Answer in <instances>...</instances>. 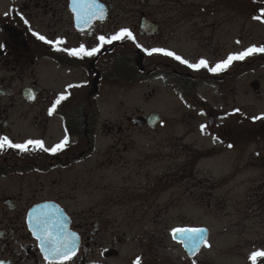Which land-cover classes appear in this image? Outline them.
I'll return each mask as SVG.
<instances>
[{
	"label": "flooded vegetation",
	"instance_id": "1",
	"mask_svg": "<svg viewBox=\"0 0 264 264\" xmlns=\"http://www.w3.org/2000/svg\"><path fill=\"white\" fill-rule=\"evenodd\" d=\"M99 3L105 9L104 18L93 19L89 24L78 27L72 0H0V137L7 136L18 144L30 139L42 140L48 149L61 143L65 137L69 140L66 147L55 153L38 148L26 152L16 148L0 150V264H49L29 224V216L40 212L56 216L63 221L68 232L78 237L75 254L65 264H115L110 260L120 255L121 247L128 242L136 243L135 231L131 236L128 230L119 234L117 217L96 210V206L104 200H101V194L109 186L104 183L106 174L103 171H107L104 166L113 163V155L129 148L127 144L121 145L122 142H129L127 139L130 136L123 135L126 129L133 126L155 129L164 120L159 114L160 118L154 126L147 119L137 123L139 117H148L149 113L137 117L127 115L125 124L104 123L109 139L102 147V85L106 79L110 82L117 79L119 47H136L132 50L136 55L133 58L135 64L130 62L137 70L134 77L143 81L159 76L165 84L170 83L173 77V86L182 89L181 100L190 108L208 102L206 95L200 92L203 87L213 86L215 93L220 95L223 87L243 75L241 70L246 63H264V52H256L243 60H234L222 71L209 72L207 69L190 68L174 57L156 53L148 55L144 51L155 48L149 46L158 37L165 38L164 30L181 29L183 26L191 31L190 40L196 45L199 39L208 45L220 40H226L223 44H227L231 31L251 30L247 27L248 21H254L259 29L264 30V19L254 18L264 9V0H206L203 4L198 0H99ZM230 12L234 16H230ZM236 17L237 23L233 22ZM125 28L131 30L135 40L113 41L103 45L95 55L82 58L62 50L80 45L88 49L97 47L99 36L109 37ZM35 33L48 40L63 39L65 43H46ZM140 36L150 37L143 40L148 47L140 42ZM240 40L238 32L234 42L240 43ZM259 44L253 46L264 47V41ZM156 48L173 51L192 64L201 59L207 60L210 67L225 61L229 55L240 53L228 51L215 59V64L211 66L214 60L204 52L196 54L194 51V57L188 59L186 53L162 46ZM194 50H197L196 46ZM140 58L143 69H139ZM156 58L159 61L151 68L154 65L151 60ZM41 62L49 63L45 75L48 86H43L39 77ZM157 67V75L153 76ZM255 83L258 87L253 85ZM250 85L257 93L260 92L258 79L250 81ZM62 94L67 99L61 101L50 114L54 102ZM242 110L240 106L227 108L221 114L224 119L222 127L227 125V128L222 134H216L207 127L213 126L217 118L213 108H209L207 121L199 124L201 134H213L214 142H222L228 149H234L236 141L233 134L239 135L244 124ZM205 112L203 109V116ZM233 121L236 128L231 129L229 123ZM202 125L206 126L203 130ZM176 140V136H172L169 142L165 139L160 142L177 146L179 140ZM163 155L160 152L161 158ZM176 169H172L174 173ZM131 179L128 177V183ZM158 180L156 177L154 184ZM145 185L148 186L143 184V188ZM128 189L135 190L133 187H112L111 194L115 196L106 200L114 202L116 199L121 203L127 198L126 194L129 196ZM86 193L98 196L97 201L87 208L84 206ZM130 193L134 197H142L143 194L138 191ZM142 203L143 211L147 212L145 202ZM57 206L65 214L60 213ZM49 207H55L57 213ZM144 218L150 219L147 215H139L132 217L128 223H144ZM146 244L147 240H137V245L142 248L141 255H134L128 264H136L137 258L140 264L149 263L144 258V247L149 249Z\"/></svg>",
	"mask_w": 264,
	"mask_h": 264
},
{
	"label": "rangeland",
	"instance_id": "2",
	"mask_svg": "<svg viewBox=\"0 0 264 264\" xmlns=\"http://www.w3.org/2000/svg\"><path fill=\"white\" fill-rule=\"evenodd\" d=\"M198 1L203 4L206 0ZM230 16L234 15L230 12ZM233 22L237 23L238 17ZM257 25L248 21L247 27L251 30L231 31L227 44H223L226 40H220L208 45L199 39L196 45L190 40L192 34L186 26L164 30L166 41L160 36L149 46L143 40L150 37L140 36V42L147 47L162 46L186 53L188 59L194 57V51L196 54L204 52L214 60L212 66L215 59L228 51L242 52L260 45L264 41V30ZM238 32L240 43L234 42ZM135 48L133 45L118 48L117 79L103 82L100 97L102 147L109 139L104 130L106 123L125 124L127 115L137 117L153 112L159 113L164 121L155 129L146 126L126 129L123 135L130 136L129 142L121 145L127 144L129 148L113 155V163L104 166L107 168L103 171L106 174L104 183L109 186L101 194L104 200L96 210L117 217L119 234L125 230L129 236L136 233V243H125L120 255L110 261L115 264L132 262L134 255H141L142 248L137 240L142 239L147 240L145 246L149 245L148 250L144 247L148 264H253L251 254L264 250V119H253L264 116V63H246L241 70L243 75L223 87L220 95L215 93L213 86L203 87L200 92L206 95L208 102L190 108L181 100L182 89L173 86V77L166 84L159 76L143 81L134 77L136 68L134 70L130 62L136 57L132 52ZM157 61L159 58L151 60L154 62L151 68ZM44 63L39 66V77L43 86H48L45 75L49 63ZM158 70L157 67L153 76ZM254 79L261 83L258 93L250 85ZM235 106L243 109L241 120L244 124L239 135L233 134L234 149L214 142L213 134H201L199 124L207 121L209 108H213L217 118L213 126L207 127L212 133L222 134L227 125L222 127L221 114ZM229 128H236V123H229ZM172 136L179 140L177 146L160 142L161 139L169 142ZM160 152L164 153L163 158ZM170 167L177 168L176 173ZM128 177L132 178L129 183ZM156 177L160 180L154 184ZM143 184L149 187L143 188ZM112 187H133L135 190L128 189L129 196L126 194L127 198L121 203L116 199L108 202L106 199L115 196L111 194ZM132 191L142 192V197H134ZM97 199V195L86 193L84 206H92ZM142 202L147 212L143 211ZM139 215H147L150 219L144 218V223L140 224L128 223ZM180 226H206L210 231L207 245L193 257L187 254L180 241L172 238V230ZM259 264H264V258Z\"/></svg>",
	"mask_w": 264,
	"mask_h": 264
},
{
	"label": "snow or ice",
	"instance_id": "3",
	"mask_svg": "<svg viewBox=\"0 0 264 264\" xmlns=\"http://www.w3.org/2000/svg\"><path fill=\"white\" fill-rule=\"evenodd\" d=\"M72 11L75 14V19L77 26L81 24H89L93 19H103L105 16V9L103 5L99 3V0H72ZM255 19H264V9H261L260 15L254 17ZM27 23V21H25ZM35 35L42 41H45L49 44L61 45L65 43L63 39H57L55 41L48 40L45 36L35 33ZM124 39L135 40V36L129 29H121L118 33L105 37L103 35L98 37L99 45L97 47L88 49L84 45H80L78 48L72 49H62L63 51L68 52L72 56L76 57H85L95 55L100 51V48L105 44H111L113 41H119ZM58 50H61L58 48ZM148 55L163 54L165 56L174 57L176 60L181 63L187 64L188 67L195 70L207 69L209 72H218L224 70L228 67L234 60H243L246 56L252 55L256 52H264V47H249L243 52L229 55V57L220 63H217L214 67H210L207 60L201 59L198 63L192 64L189 61L183 59L175 52L163 49V48H153V49H144ZM69 87H74V85H69ZM67 99V96L62 94L53 104V107L50 109L51 112H54L56 106L61 103V101ZM236 111H239L237 109ZM253 119H264V116L253 117ZM202 130L206 127L202 125ZM69 143L67 137L61 143L53 146L51 149L45 148L44 142L42 140H27L24 143H13L7 136L0 137V150L5 148H16L20 151H30L33 149H41L44 151H51L53 153L62 150ZM231 147V145H229ZM29 224L32 228L33 234L41 243V249L45 254V258L49 261V264H56L59 261V264H65L66 261H70L75 254L76 248L78 247L76 241L78 237L74 233L67 231L66 226L63 224L62 220H59L56 216L46 212H40L35 215L29 216ZM206 230L202 228L191 229H174L173 238L181 237L182 242L185 247L191 245V250L193 253L199 250L201 243L207 245V240L204 236ZM264 257V250H259L253 252L250 256L253 264H256V261ZM136 264H140L139 258H137Z\"/></svg>",
	"mask_w": 264,
	"mask_h": 264
},
{
	"label": "water",
	"instance_id": "4",
	"mask_svg": "<svg viewBox=\"0 0 264 264\" xmlns=\"http://www.w3.org/2000/svg\"><path fill=\"white\" fill-rule=\"evenodd\" d=\"M138 65H139V69H143V63H142V61H141V58L139 59V61H138ZM255 87H258V85H257V83H255V84H253ZM159 118H160V116H159V114L158 113H152V114H150L148 117H144V116H141V117H139L138 119H137V123H140L139 121L140 120H148L149 121V124L151 125V126H154L157 122H158V120H159ZM59 210H61L60 208H59ZM183 228H191V227H182V228H177V229H183ZM198 228H202V229H205L206 231L204 232V236H205V238H206V240H207V238H208V236H209V231H208V229L207 228H205V227H192L191 229H198ZM175 239H178V240H181L182 241V238L181 237H177V238H175ZM204 245V243H201L200 244V246H199V250L201 249V247ZM183 246H184V248L186 249V251L188 252V254L190 255V256H193L194 254H196L198 251H196L195 253H193V251L191 250V245H189L188 247H185V245H184V243H183Z\"/></svg>",
	"mask_w": 264,
	"mask_h": 264
},
{
	"label": "trees",
	"instance_id": "5",
	"mask_svg": "<svg viewBox=\"0 0 264 264\" xmlns=\"http://www.w3.org/2000/svg\"><path fill=\"white\" fill-rule=\"evenodd\" d=\"M119 63H120V61H119ZM122 63V62H121ZM119 75H120V72L118 73Z\"/></svg>",
	"mask_w": 264,
	"mask_h": 264
}]
</instances>
